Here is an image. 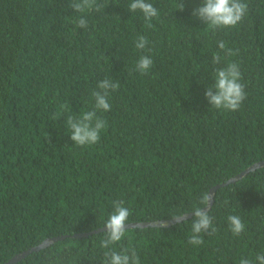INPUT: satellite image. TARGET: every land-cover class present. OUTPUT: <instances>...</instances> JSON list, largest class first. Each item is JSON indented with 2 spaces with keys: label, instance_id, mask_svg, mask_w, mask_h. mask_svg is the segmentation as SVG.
Segmentation results:
<instances>
[{
  "label": "trees",
  "instance_id": "1",
  "mask_svg": "<svg viewBox=\"0 0 264 264\" xmlns=\"http://www.w3.org/2000/svg\"><path fill=\"white\" fill-rule=\"evenodd\" d=\"M264 0H0V264H264Z\"/></svg>",
  "mask_w": 264,
  "mask_h": 264
},
{
  "label": "water",
  "instance_id": "2",
  "mask_svg": "<svg viewBox=\"0 0 264 264\" xmlns=\"http://www.w3.org/2000/svg\"><path fill=\"white\" fill-rule=\"evenodd\" d=\"M260 166H264V163L262 164H259V165H256V166H252L250 167L249 169H247L244 173L238 175L235 179H233L231 182L235 181L236 179L240 178L242 175H244L246 172L248 171H252L254 170L255 168L257 167H260ZM52 241H55V240H46L44 241L40 246L38 247H35V248H32L31 250L27 251V252H24L22 254H19V255H16L15 257H13L11 260H9L7 263L5 264H13L19 260H21L22 258H24L26 255H28L29 253L31 252H34V251H38L40 250L41 248H44L45 246H48Z\"/></svg>",
  "mask_w": 264,
  "mask_h": 264
}]
</instances>
